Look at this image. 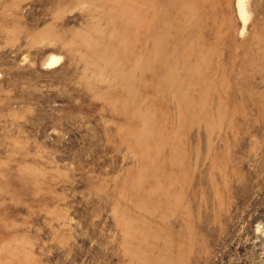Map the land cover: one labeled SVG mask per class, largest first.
I'll return each instance as SVG.
<instances>
[{"label":"rangeland","instance_id":"374dc122","mask_svg":"<svg viewBox=\"0 0 264 264\" xmlns=\"http://www.w3.org/2000/svg\"><path fill=\"white\" fill-rule=\"evenodd\" d=\"M243 5L0 0V264H264Z\"/></svg>","mask_w":264,"mask_h":264},{"label":"bare ground","instance_id":"6f19581e","mask_svg":"<svg viewBox=\"0 0 264 264\" xmlns=\"http://www.w3.org/2000/svg\"><path fill=\"white\" fill-rule=\"evenodd\" d=\"M241 15H242L243 17H246V11H245V9H244L243 0H241ZM57 62H58V59L55 58V57H53V58L51 59V61H50V64H51V65H55Z\"/></svg>","mask_w":264,"mask_h":264}]
</instances>
